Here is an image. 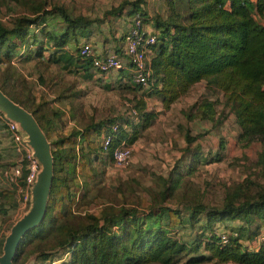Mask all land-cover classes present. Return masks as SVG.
<instances>
[{
    "label": "trees",
    "instance_id": "trees-1",
    "mask_svg": "<svg viewBox=\"0 0 264 264\" xmlns=\"http://www.w3.org/2000/svg\"><path fill=\"white\" fill-rule=\"evenodd\" d=\"M11 1L19 6V13L9 24L0 22V91L33 115L52 157L44 216L21 237L12 263L24 264L35 255L32 264H54L55 256L65 252L66 260L58 264H177L181 260L183 264H264V241L256 249L245 245L264 226V184L259 180L244 178L227 187L220 205L211 206L199 199L198 192H189L190 180L179 172L177 162L166 176H155L156 189L140 187L133 179L113 188L96 186L89 168L99 154L110 158L121 141L131 146L151 124L157 114L146 109L143 96L156 97L168 109L202 81L220 98H202L184 117L212 122L219 103L233 116L240 144L254 138L264 144V24L257 20L264 13V0H166L170 10L163 20L148 19L133 3L128 17L137 15L143 26L156 32L155 43L147 47L149 91L132 85L143 95L135 107L128 104L137 122L120 117L105 127L90 120L80 129L69 123L67 106L74 93L68 96L65 88L56 89L57 96L48 101L22 69L33 59L42 60L43 46L50 40L55 49L49 62H62L65 70L72 65L89 78L91 57L81 56L78 49L72 56L62 52L69 34H84L89 20L72 17L61 6L47 8L46 0ZM179 3L185 16L176 11ZM56 22L64 23L58 32ZM44 81L37 77L39 84ZM106 136L110 142L103 147ZM198 137L188 131L183 134L184 150L192 161L187 174L203 159ZM191 143L196 144L189 150ZM217 160L214 156L209 161ZM253 165L264 179V149L257 152ZM175 195L173 207L167 201ZM234 220L240 222L230 226ZM216 223L229 232L225 243L214 232ZM252 224H257V232L242 240ZM195 225L198 232L192 230ZM2 241L0 236V249Z\"/></svg>",
    "mask_w": 264,
    "mask_h": 264
},
{
    "label": "rangeland",
    "instance_id": "rangeland-1",
    "mask_svg": "<svg viewBox=\"0 0 264 264\" xmlns=\"http://www.w3.org/2000/svg\"><path fill=\"white\" fill-rule=\"evenodd\" d=\"M46 2L48 3L47 8L61 6L72 17L80 16L89 20L90 32H94L100 38H111L112 40H114V35H120L119 28L124 26L129 13L135 8L132 6L133 3H136L141 12L151 20L155 17L163 20L170 10V4L166 0H46ZM120 5H122L121 8L116 10ZM176 5V11L185 16L186 13L182 10L181 3ZM17 12L19 13V6L13 1L0 0V22L2 24H9ZM56 24L58 28H63L64 23L56 22ZM118 56L121 59V56ZM58 70L52 72L50 66L46 65L44 84H39L36 78V81H33L34 88L44 93L48 101L57 96V88L53 83L57 79L62 82V88L72 86L76 89L75 92H82L81 95L77 93L76 98L72 99V104L67 106V110H71L70 122L76 128L80 129L89 125L90 120L92 123H103V126L108 127L112 121L120 117L128 118L131 123L137 122L128 115V104L135 107L143 95L136 91L134 86L132 87L134 83L129 79L128 72H122L123 69L119 70L118 74L114 72L102 81L101 75L98 76L99 73L95 71L93 72L95 75L92 74L93 78L86 80L84 77L79 78L78 75L65 73L61 67ZM216 95V92L212 93L211 89H206L202 81L191 87L186 95L170 105L169 109L161 111L130 146L132 155L128 166H115L109 157L99 154L89 167L90 174L94 173V184L113 188L133 179L140 187L156 189L155 176H166L174 168L176 162L179 163L178 170L185 175V180H190L187 185L188 188L189 185L191 187L189 192L192 194L194 191V193L201 194L199 199L207 205L219 206L225 189L244 178L259 180V183L264 184V179L259 175L260 170L253 165L257 152L264 149V144L258 138H254L247 145L240 144L237 140L238 127L233 116L223 110L219 103L214 106L215 118L212 122L198 119L187 120L184 117L192 104L208 97L211 100H217V98L219 100L220 95L219 97ZM143 99L148 110H160V105L152 101V98L143 96ZM31 116L33 117L32 114ZM184 131H188L189 136L199 135L196 142L203 158L194 164L189 174L186 173L187 166L192 161L189 157L190 152L184 150L186 146L183 139ZM195 144L188 145L189 150H192ZM214 156H218L219 160L209 161ZM15 160L16 154L10 146L5 129L0 125V236L3 240L9 234L11 225L20 220L31 206L30 193L28 201L21 206V196L16 187L2 177V170L13 164ZM97 179L98 183L95 182ZM176 197L178 196L175 195L174 199L167 203L175 207L178 200ZM239 222V220H234L230 226ZM256 225H249V231L243 234L242 240L248 239L247 235L256 231ZM192 230L197 231L196 225ZM220 230V224L216 223L214 232L219 233ZM1 252L2 248L0 255ZM33 256L35 255H31L24 264H32ZM55 258L54 264L66 260L65 252L58 253ZM183 261L177 264H183Z\"/></svg>",
    "mask_w": 264,
    "mask_h": 264
},
{
    "label": "built area",
    "instance_id": "built-area-1",
    "mask_svg": "<svg viewBox=\"0 0 264 264\" xmlns=\"http://www.w3.org/2000/svg\"><path fill=\"white\" fill-rule=\"evenodd\" d=\"M155 30L152 26H143L137 15L130 19L127 32L123 40V54L126 58L125 62L129 66V79L134 84H139L142 90L150 88L148 82V60L151 51L148 46L155 43ZM78 52L83 57H91V69L99 74H104L110 70H122L124 68L123 61L115 52L100 55L95 53L90 43H84L78 48ZM264 91V86L261 87ZM128 115L133 120H137L135 110L129 106ZM0 123L4 126L8 135L10 146L16 154V160L9 167L2 170V177L16 187L17 192L21 196L20 205H25L29 199L30 188L35 180L39 170V165L32 155L31 149L26 144L23 134L18 130L16 124L5 117L0 112ZM117 124L112 125L111 130L114 131ZM110 142V136L102 139L103 147H107ZM131 147L125 141H121L110 153V158L115 166L126 167L131 161ZM21 180V183L20 181ZM234 235V233H232ZM227 230L221 229L219 236L222 243L226 242ZM264 241V230L260 231L253 240L254 249L259 242Z\"/></svg>",
    "mask_w": 264,
    "mask_h": 264
},
{
    "label": "water",
    "instance_id": "water-1",
    "mask_svg": "<svg viewBox=\"0 0 264 264\" xmlns=\"http://www.w3.org/2000/svg\"><path fill=\"white\" fill-rule=\"evenodd\" d=\"M0 112L16 124L39 165V170L30 188L31 206L20 220L11 225L9 234L2 243L0 264H12L11 261L21 237L29 229L39 224L44 216L46 199L52 180V157L49 143L31 114L13 103L1 91Z\"/></svg>",
    "mask_w": 264,
    "mask_h": 264
},
{
    "label": "crops",
    "instance_id": "crops-1",
    "mask_svg": "<svg viewBox=\"0 0 264 264\" xmlns=\"http://www.w3.org/2000/svg\"><path fill=\"white\" fill-rule=\"evenodd\" d=\"M257 20L260 23L264 24V13L261 16H258ZM128 26H129V18L126 19V22H125L124 26L122 25V27L119 28L120 35H118V36L114 35L113 36L114 40H112L111 38H108V39L100 38L94 32H90L91 28H88L85 31L84 34H80L79 33V34H76L74 37H72L69 34L68 39L62 45V49H63L62 52L64 54L68 55V56H72L74 50L78 49L79 46H81L84 43H90V45L93 48V50L95 51V53H98L100 55H104L106 53L115 52L117 55H120L121 56V60L123 61V65H124V68H123L122 72L126 71V72L129 73L130 68L127 65V63L125 62L126 58L124 57V54H123V40H122L123 35H124L125 31L127 30ZM54 28L56 29V30H54L55 32H58V30L60 29V28L57 27V24H55ZM54 49H55L54 43L52 41H50V40L47 41L44 44V46H43L42 60L40 61L38 58H36V60L33 59L32 61H29L28 63L23 65L22 72L25 71L26 74H27V72L30 73L29 75L31 76V79L33 81H36V78L39 77V76L45 77L46 65L47 64L50 66V69H52V72L60 69V67L62 69V64H63L62 62H56V63L49 62L50 55L52 54ZM20 67L21 66H19V68ZM27 67H29V68H27ZM62 70L65 73H68V74L78 75L79 78L80 77H84L86 80L88 78L86 76V73L84 74V71H82V70H79V71L75 72V69H73L72 65L69 66L66 70L65 69H62ZM88 72L90 73L89 74L90 75L89 78H93V75H95V74H93L94 70L89 68ZM114 72H116V74H118L119 70H117V71L116 70H110L109 72H106L104 74H99L98 76L101 75L100 78H102V81H105V79L110 77L109 75H112ZM82 82H84V81L82 80ZM53 83L55 84V86H57V89L60 90L62 88V82H60V79L59 80L57 79V81L54 80ZM59 87H61V88H59ZM63 88H65L67 90L66 95L72 96V94L74 93L73 97L76 98L78 92H75L76 91L75 88H73L72 86H66V87H63ZM147 90L149 91V89H147ZM147 90H145V91H147ZM78 94L81 95L82 92H80ZM150 98L153 99L152 101H156L160 105V110H158V111L149 109L151 112H155L157 114L155 116V118L153 119V120H155L156 117L161 113V111H165L167 109H163L162 108L161 103L159 102V100H157L156 97L151 96ZM171 105H173V103ZM169 107H168V109H169ZM146 109H147V107H146ZM153 120H152V122H153ZM69 123L72 124L71 122H69ZM263 230H264V228H261L260 231H263ZM256 236H257V234L255 235V237ZM245 245H247L248 248H253L254 247V242H253V240H251L250 242L245 243Z\"/></svg>",
    "mask_w": 264,
    "mask_h": 264
}]
</instances>
